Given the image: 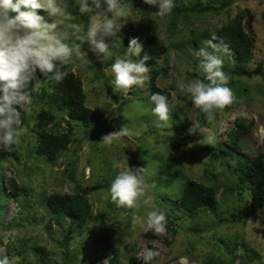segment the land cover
<instances>
[{"label": "rangeland", "instance_id": "1", "mask_svg": "<svg viewBox=\"0 0 264 264\" xmlns=\"http://www.w3.org/2000/svg\"><path fill=\"white\" fill-rule=\"evenodd\" d=\"M75 1L67 0V3ZM130 2L123 0L129 16L121 24L136 23L147 14L155 24L157 38L168 47L154 67L156 85L171 94L169 121L166 126L157 127L159 122L151 111L154 106L149 80L143 87L133 86L127 92L113 91L110 65L124 54L128 43L122 39L113 41L109 58L93 51L87 43L82 45L83 58L74 56L70 62L72 71L81 79L84 103L94 109L95 115L88 122L71 121V141L55 163L37 156L30 148L38 132L35 123L39 111L50 108L55 114V120H59L55 132H64L69 120L65 112L47 100V94L54 89L52 74L40 78L29 110L22 114L19 142L10 148H0L1 153L16 152L17 156L7 155L0 162V181L5 185L7 178L12 177L23 188L18 199L7 187L3 189L5 210L0 215V250L9 257L10 264H111L109 260L114 252L117 255L113 264H130L133 258L139 262L149 249L159 252L153 259L155 264H198L208 257L228 261L233 255L236 258L232 264L247 260L249 264H264V207L246 221L232 217L231 212L244 207L251 194L245 186L238 187L241 179L234 169L236 158L228 156L227 164L224 157L214 159L207 149L209 145H222L249 158L259 152L264 155V74L232 75L228 87L238 103L226 111L216 109L212 120L206 119L181 91L184 83L198 79L190 73L203 75L198 68L199 60L198 63L193 60H197L195 52L204 41L196 42L190 30H212L237 13L243 15L245 31L253 36V55L247 66L253 68L260 60L264 65V0H234L227 10L189 18L180 16L173 23L172 11L160 17L155 6L148 5V10L143 12L141 8H133ZM189 2L174 0V5ZM78 9L69 8L66 24L86 28L89 19ZM219 56L225 61L227 51H221ZM236 119L252 123L242 137L239 150L231 147L227 135ZM53 123L49 122V128ZM122 127L129 130L128 135L119 136L111 144L105 143V135ZM117 160L142 167L145 196L165 214L166 220L174 222L171 226L177 230L174 235L167 231L158 234L132 223L133 213L147 214L143 197L137 209L117 207L111 200L110 185L116 175L112 163ZM167 176L169 181H164ZM190 179L215 188L214 210L200 208L192 215L173 207L172 199ZM75 191L89 198L92 211L85 225L72 233L66 247L63 235L68 219L55 221L47 210L45 196Z\"/></svg>", "mask_w": 264, "mask_h": 264}, {"label": "clouds", "instance_id": "2", "mask_svg": "<svg viewBox=\"0 0 264 264\" xmlns=\"http://www.w3.org/2000/svg\"><path fill=\"white\" fill-rule=\"evenodd\" d=\"M77 3L79 13H91L86 28L66 24L70 15L67 0H0V148H10L19 142L22 114L29 110L40 77L52 74L57 82L66 78L71 71L68 65L72 58H83L80 48L85 43L106 58L112 56L105 37L117 36L121 21L129 16V9L123 0H91V4L89 0H77ZM144 3L155 6L160 17L170 14L175 6L174 0H144ZM102 4L103 10L97 11ZM216 40L213 33L195 52L203 78L181 86V91L208 120L214 119L216 109H223L234 101L228 87L230 77L223 70V59L217 54L221 45ZM142 51V43L133 37L124 54L111 63L113 91L127 92L133 86L143 87L150 79L147 61L151 57L147 53L141 57ZM150 100L154 104L151 111L159 122L157 127L166 126L171 111L168 97L157 92ZM128 134L129 130L122 127L118 132L105 135L103 140L111 144L119 136ZM112 167L116 175L110 185L111 200L117 207L137 209L143 197L147 214L133 213L132 223L141 228L146 226L158 234L164 233L166 216L145 196L142 167L119 160L113 161ZM158 255L157 250L149 249L142 256L144 264H149ZM0 264H10L3 250H0Z\"/></svg>", "mask_w": 264, "mask_h": 264}, {"label": "trees", "instance_id": "3", "mask_svg": "<svg viewBox=\"0 0 264 264\" xmlns=\"http://www.w3.org/2000/svg\"><path fill=\"white\" fill-rule=\"evenodd\" d=\"M233 2L234 0H190L187 5L180 3L175 5L172 9L171 22H175L180 16L189 18L196 14L202 15L209 12L219 13L230 8ZM70 3L69 8L71 11H75V9L79 7L77 1H75L74 4ZM89 3L91 4V0H89ZM130 3L133 8H141L143 12L148 10V5L144 3V0H131ZM101 7H104V5L102 4ZM262 14L264 16V12ZM89 15L88 13L84 16L86 19H89ZM242 17V14L237 13L233 18L220 26H215L212 30H190V34L196 42H198L199 39L205 41L211 38V35L215 33L217 37L215 42L221 45L217 54L219 55L221 51H227V57L223 63V70L226 74L228 73L227 75L230 77L229 82L232 80V75L238 77H252L254 75L264 74L263 60L257 62L256 66L253 68L247 66L253 55V36L245 31L244 24L241 20ZM249 29L251 30L250 27ZM133 37L138 38L139 42L143 45V51L140 56L142 57L147 53L151 57V59L147 61L150 69V84L148 87L150 95L157 92L162 93L168 97L169 103L171 104L172 98L170 92L166 88H161L155 83L157 70L154 67L156 60L165 53L168 47L163 41L157 38L155 24H153V21L147 14L141 17L136 23L126 22L122 24L121 30L115 38L105 37V40L109 43L111 48V43H113V41L122 39L125 43H128ZM202 46H204V44H202ZM209 50L212 51V49ZM196 59L197 60L194 59L193 61L198 63L199 58L196 57ZM68 67L71 69L69 75L60 82L54 81L53 91L47 94L48 102L51 105H56L58 110L66 113L69 119L66 121L67 128L64 132L53 131L59 124V120H55L56 116L50 111V108L46 110L42 108L36 117L37 122L35 126L38 132L30 148L37 156L50 163H55L61 152L70 143L73 127L71 121L74 122V124L76 122H88L95 115L94 109L88 107L84 103L82 82L79 76L75 75L72 71L71 62ZM190 75H196L197 78L201 79L203 78V75L199 76L196 73H190ZM237 103L238 100H234L233 103L226 106L224 110L226 111L234 107ZM49 122H54L50 128L48 125ZM251 125L252 123L245 124L243 119L235 120V126L227 131L231 147L237 150L242 147V137L249 131L250 127H252ZM207 149L211 151L214 159L224 157L226 161L228 156L236 158V166L234 169L239 173L241 179L238 187L239 189H244L246 187L251 196L250 201L244 207L233 210L231 215L237 221H246L264 207V155L259 152L254 157L249 158L233 152L228 146L222 145L218 147L209 145ZM15 153L16 152H12V154L17 157ZM12 154L9 152H0V162L5 160L7 155ZM226 163L228 164L227 161ZM1 168L0 166V173ZM168 175H170V173H168ZM166 180L169 181L168 176L165 177L164 181ZM2 185L4 184L0 181V215L5 210L2 201L4 197L3 189L7 187L15 199H18L17 196L23 192V188L17 183L16 179L12 177H8L6 184L4 186ZM215 192L213 186L202 181L190 179L184 182L180 194L172 199V205L176 210H182L192 215L196 214V211L200 208L204 210H214L217 206ZM45 204L48 212L54 217L55 221L62 222L68 219L67 229L63 235V245L67 247V242L71 239L72 233L75 232L77 227H83L87 219L91 216L92 203L86 195L75 191L51 193L45 196ZM172 225H174V222L168 219L166 231L170 236L174 235L177 231L176 228L171 227ZM164 240L167 243L169 242L167 237H165ZM116 255L117 253L114 252L113 256L110 258L109 261L111 264L116 260ZM235 258L236 256L233 255L231 259L225 261V259L222 258L208 257L199 261L198 264H232ZM130 264H144V261L142 258L137 262L136 258H133ZM149 264H155V262L152 260ZM243 264H249V261L247 260Z\"/></svg>", "mask_w": 264, "mask_h": 264}]
</instances>
